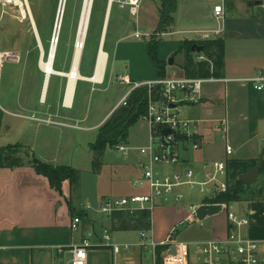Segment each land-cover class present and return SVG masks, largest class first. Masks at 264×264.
Instances as JSON below:
<instances>
[{"label": "crops", "instance_id": "0c3cea01", "mask_svg": "<svg viewBox=\"0 0 264 264\" xmlns=\"http://www.w3.org/2000/svg\"><path fill=\"white\" fill-rule=\"evenodd\" d=\"M156 1L142 0L138 14L133 16L139 18L140 24L149 25L146 35L155 33L159 23V6ZM205 1L206 12L202 21L203 24H198L197 27L193 28L194 31H175L180 26L178 19L179 2L178 10L174 15L175 23L170 30L172 33H191L193 38L185 39L189 41H198L195 35L198 32H208L212 34V39L222 38L225 41V65L222 78H214L215 81L203 85L200 101L181 105L183 106V116L186 119L201 123L196 137L199 149L195 150L191 144H186L181 155L185 164L193 166L200 172L207 165L215 162H224L227 165L231 161H240L253 163L255 164L253 167H256L259 161L263 159V168L258 182L251 186V190L257 192L259 196L228 205L234 212L252 220V225L245 229V234L260 243L261 259L264 262V90H257L253 81L256 78L264 77V0ZM258 1H261V4L255 5V2ZM218 5L224 7L225 13L222 20H218L214 13V8ZM119 8L121 7L119 6ZM119 11L127 13V10ZM128 14H130L129 8ZM130 16L132 15L130 14ZM137 32L141 33L136 28L135 33ZM217 32L219 34H215ZM160 45L159 59L167 63L166 71L168 73L171 65L167 62L166 56L160 52ZM104 51L108 54L109 59L103 82L99 84L91 81H80L93 86L105 85L109 76L108 68L112 50L107 51L106 44ZM97 56L95 54L93 58L92 75H84L81 72L85 78H91L94 75ZM174 57L173 65H175L177 54ZM184 62L185 57L182 66ZM145 65L147 70L144 72H138L140 71L138 70L119 77H125L131 83L138 84L158 79L159 71L149 56L145 60ZM182 66L181 79L186 78ZM65 98V94L60 95L59 92L58 97L50 99L47 91L46 99L42 100L41 91L32 96L24 95L14 110L1 109L4 113L7 112L15 118L36 122L35 125L32 123L28 125L34 133L32 140L24 143L25 134L20 132L21 138L16 144L29 148L33 157H38L37 159L42 162L54 166H60L56 155L53 159H47L39 152L38 140L42 130L44 128L46 130L59 128L60 130L69 127L74 129L76 127L67 122H86L88 120V115L74 117L65 113L64 110L73 109L75 95L70 107L65 106ZM123 98L114 108H111L109 117L104 118L91 129H98L99 131L113 113L121 108L119 105ZM27 114H31V116H27ZM223 121L225 128L222 126ZM5 128L7 131L11 130L10 126H5ZM82 129L90 130L87 127ZM149 140L150 128L148 126V144ZM147 145L136 146L131 144L130 147L140 148ZM228 145L233 147V155L231 156L227 155ZM135 153H139V151L133 150L127 156L122 155L128 161L125 164L126 171L123 173L125 177H120L121 183L125 184L124 188L120 183V191L115 190L118 192L117 195L120 194L119 197L134 196L137 195L136 190H143L133 186L134 180L142 176L139 166L141 155L139 153L140 157L135 158ZM103 158L105 159V157ZM101 166L100 170L104 169V161ZM100 170L92 171L96 178L100 176ZM111 192L113 191L111 190ZM75 194L76 191L72 190L69 181H65L63 183V196H60L51 188L48 179L38 175L30 165L13 169L0 168V264H57L59 257L70 258L68 253L59 256L58 249L61 248L66 252L71 245L80 244L86 239L93 244V247L88 251V264H114L115 262L119 264H153L154 249L150 246L143 247L141 244V233L144 231L113 230L112 217L104 218L96 212L86 210L87 205L95 207L100 200L108 197L99 195L96 196L95 202H91L88 198H82L81 202H75ZM109 195L111 194L109 193ZM191 201H193V197H188L180 205L172 207L166 203H171V201L160 200L152 213V230L148 232L150 240L159 244L164 242L173 231H177V227L183 226L185 223L208 222L207 227L211 231L209 236L190 243L209 240L224 241L228 235L227 212L221 211L218 215L206 217L204 221H199L198 218L192 217L190 206L200 204L202 199L199 203H191ZM78 210L84 213L85 218L82 219L79 231L73 232L72 221ZM105 235L111 237L112 243L120 246L128 245L129 249L122 251L119 257H115L112 248L103 246Z\"/></svg>", "mask_w": 264, "mask_h": 264}, {"label": "rangeland", "instance_id": "374dc122", "mask_svg": "<svg viewBox=\"0 0 264 264\" xmlns=\"http://www.w3.org/2000/svg\"><path fill=\"white\" fill-rule=\"evenodd\" d=\"M29 1L38 28L39 39H41L47 55L54 44L61 0ZM118 1L115 0L113 3L114 6L112 8H114L112 16H110L108 28L107 51L112 50L111 62L108 68V79L105 85L94 86L80 81L77 85L73 109L64 110L65 113L73 115L74 117L88 115V120L86 122H67L77 129L69 127L61 128L60 130L59 128L46 130L44 128L38 140L39 152L45 158L53 159L56 155L58 158L57 162L60 166H70L80 172V179L74 199L75 202H81L82 198H88L91 202H95L96 196L99 195H105L108 198L122 197H119L120 194L117 195L116 193L118 192L115 190L120 191V177H125L123 173L126 171L125 164L128 159L125 160L115 149H108L104 156L105 159L103 158L101 162L103 165L104 161V169L100 170L101 165L96 169L100 170V176L96 178L94 173H92L95 170L93 167L94 154L90 150L89 145L95 142L98 136V129L91 128L100 123L104 118L109 117L111 108H114L119 100L129 93L132 85L135 84V82H132L131 85L121 84L118 77L120 75H129L138 70H140L138 72L147 70L145 65V60L148 59L146 47L152 37H156V34L154 32L150 33V37H148L146 34L148 33L149 25L140 24L138 17L130 16L127 7L123 9V11L127 10V13L120 12L119 10L122 9L119 8ZM108 2L109 0H94L90 27L82 55V57L84 56L82 69L84 75H92L94 69L93 58L95 54L97 56L99 51ZM156 2L160 8L161 0H157ZM83 5L84 0H68L65 12L66 16L59 36L61 42L58 43L59 50L57 49L58 54L55 61L59 71L69 72L70 62L73 61L77 47L76 42ZM205 8V0H181L180 13L178 14L180 26L175 31H194L195 29L193 28L197 27L198 24H203L202 21L206 12ZM136 28L141 32V38L134 37ZM158 38L161 39L160 52L166 56L168 63L177 54L175 65L169 66L167 78L181 79V66L185 55L180 56L177 51L180 43L185 39L193 38V35L189 32L172 33L171 31L162 36V38L161 36ZM37 40L29 21L20 22L13 13H7L2 16L0 11V52L18 51L21 55L20 64L6 62L3 65L0 80L1 109L14 110L15 106L24 98V95L32 96L34 93H40L43 90L45 75L39 69L41 49L38 47ZM202 57H204L202 54L195 53L196 59L199 60ZM95 62H97V57ZM67 81V78L61 79L54 76L48 87L49 98L55 99L58 97L59 92L60 95L65 94ZM181 109H183V106H181ZM1 115H4L2 121L3 128L0 131L1 148L18 143L21 138L20 132L25 134L23 137L24 143L32 140L34 133L28 125L31 123L35 125L36 122L15 118L7 112H0V117ZM27 116H31V114H27ZM5 126H10L11 130H8V132L6 128L4 129ZM86 127L90 130L82 129ZM147 135L148 125L142 119L129 129V137L122 144L126 146H131V144L136 146L147 145ZM15 152L23 157L25 163H29L33 156L30 149L25 146L16 148ZM135 154V158L140 157L139 153ZM121 184L123 185L122 188H124L125 184ZM145 192L144 189L136 190L137 194ZM166 201H170V199H166ZM200 201V197L195 195L191 203H199ZM166 203L172 207L180 205L171 204L172 202ZM102 223L104 222L102 221ZM207 223L191 222L177 227L176 240L181 242H196L204 239L211 233L209 227H207Z\"/></svg>", "mask_w": 264, "mask_h": 264}, {"label": "built area", "instance_id": "2783aa9c", "mask_svg": "<svg viewBox=\"0 0 264 264\" xmlns=\"http://www.w3.org/2000/svg\"><path fill=\"white\" fill-rule=\"evenodd\" d=\"M29 3V0H0V11L2 16L13 13L18 21H29L34 30L35 25L31 18ZM141 3L142 0L118 1L122 9L129 8L132 16L138 14ZM214 13L218 20H222L225 13L224 7L215 6ZM164 35L166 34H156V37L162 38ZM195 35L198 41L212 39V34L208 32H198ZM141 36L139 32L134 35L135 38H141ZM147 36L150 37V35ZM58 42L59 39L56 45ZM108 59L109 56L107 61ZM199 60H205V57ZM6 62L20 64V52H0V80L3 65ZM118 80L121 84L131 85L125 77H119ZM210 81L215 80L214 78H158L132 85L119 107L127 105V100L135 89L148 88V110L142 119L150 128L149 144L140 148L120 144L114 149L123 156H127L133 150L139 151L142 176L134 180L133 186L144 189L146 192L130 197L104 198L95 207L91 205L85 207L87 211L96 212L104 217H112L116 213L134 214L140 211H148L152 214L162 199H170L174 204H180L188 197L198 195L202 202L190 206L192 217L197 218L196 212L202 205H220L221 211L227 212L228 235L224 241L181 242L176 240V231H173L164 242L157 244L150 240L148 232H142V246H150L154 249L153 264H264L260 254V243L245 234V229L251 227L252 220L234 212L228 204L205 203L206 200L228 191L226 163H212L200 172L193 166L185 164L181 155L186 144H191L195 150L199 149L196 137L201 124L199 121L186 119L181 105L200 101L203 85ZM253 81L257 90H264V77ZM222 126L225 128L224 121ZM165 130H170V133L166 135ZM227 155H233V147L230 145L227 146ZM81 222L82 219L78 216L73 219L71 226L73 232L79 231ZM104 241L103 246L112 248L115 257H119L122 251L129 249L128 245L120 246L112 243L109 235L104 236ZM92 247L93 244L86 239L80 244L71 245L66 252L60 248L58 255L68 253L70 258L59 257L57 264H88V251ZM159 247H163L160 255L157 253ZM172 249H175V254L171 253Z\"/></svg>", "mask_w": 264, "mask_h": 264}, {"label": "trees", "instance_id": "16d2710c", "mask_svg": "<svg viewBox=\"0 0 264 264\" xmlns=\"http://www.w3.org/2000/svg\"><path fill=\"white\" fill-rule=\"evenodd\" d=\"M180 0H161L159 8V23L155 34H167L174 26L176 14ZM114 6V5H113ZM114 8V7H113ZM111 11V16L113 12ZM66 16V15H65ZM108 37V33H107ZM105 42V50L107 44ZM61 42V38L59 42ZM161 39L153 36L151 41L147 43V52L151 61L159 71L160 79L167 78V63L159 59L158 50ZM198 44L204 47L202 55L205 60L195 58L192 47ZM59 50V47H58ZM178 54L185 55V62L182 66L186 78L195 79H220L225 65V41L222 38L211 39L206 41H189L185 40L181 43ZM58 54V53H57ZM70 59V58H69ZM84 56L80 66L82 72ZM70 62V61H69ZM72 61L70 62L71 67ZM57 69V65L55 64ZM58 70V69H57ZM148 88L140 87L135 89L127 100V105L116 110L108 121L99 129L98 136L94 143L90 145V150L94 154V169H98L107 149L115 148L122 144L129 137V129L138 123L148 110ZM0 112H3L0 109ZM2 114V113H1ZM4 115L0 117V131ZM23 145L16 144L7 147H0V168H21L30 165L35 172L48 179L50 186L60 196H63V183L69 181L72 190L76 191L78 187L80 172L70 166H54L42 162L32 156L29 163H25L23 157L15 152L16 148ZM255 166L253 163H245L240 161H231L227 163V183L228 191L226 193L216 195L213 199L206 200L207 204H231L243 201L249 198H257V192L251 190V186H246L240 181V176L248 171L249 168ZM85 218L82 211H79L74 217ZM112 229L116 231H138L150 232L152 230V214L148 211L130 213H116L111 218ZM163 247L157 249L158 255L161 254Z\"/></svg>", "mask_w": 264, "mask_h": 264}, {"label": "bare ground", "instance_id": "6f19581e", "mask_svg": "<svg viewBox=\"0 0 264 264\" xmlns=\"http://www.w3.org/2000/svg\"><path fill=\"white\" fill-rule=\"evenodd\" d=\"M110 2H111V0H109V2H108V9H107L106 18L108 15ZM67 3H68V0L65 1L61 27L59 30V36L61 34L62 27H63ZM29 5H30V3H29ZM93 5H94V0H84L81 20H80V24H79L78 39L76 42L78 44V46L76 47V51H75V54L73 57V61H72L71 67H70V71L68 73L58 71L55 68V61L57 58L58 45H56L54 43L51 47L49 54L46 55L45 50H44L43 45H42V42H41V39H39L40 37H39L38 28H37L34 16H33L32 11H31V18L33 19V22L35 25V30H36L35 35H37L36 38L38 39V44H39V47L41 49V55H40V59H39V69L45 75L44 86H43V90H42V100L46 99L47 88L49 87V83H50L52 76H61V77L67 78V80H68L67 86H66V91H65V96H66L65 106H67V107H70L72 105L73 98H74V95H75V92L77 89L78 81H80V80L91 81V82L99 83V84L103 82V78H104L105 71H106L108 55L104 50H101V48H99V54L100 55H99V57L97 56V64H96L95 73L91 78H85L84 76H82L80 73V67H79L81 64V61H82L83 49L85 48V40H86L88 30L90 27V20H91ZM105 24H106V20H105V23L103 26L102 35L104 33ZM56 36H57V34H56ZM102 38H103V36H102Z\"/></svg>", "mask_w": 264, "mask_h": 264}, {"label": "water", "instance_id": "95a60500", "mask_svg": "<svg viewBox=\"0 0 264 264\" xmlns=\"http://www.w3.org/2000/svg\"><path fill=\"white\" fill-rule=\"evenodd\" d=\"M65 1L66 0H61V5H60V9H59V14L57 17V24H56V29H55V37H54V43L56 44L57 40L59 39V30L61 27V22H62V15L64 12V5H65ZM259 5L261 4V1L255 2V5ZM112 6H113V0H111L110 5H109V10H108V15L106 18V24H105V28H104V33H103V38L102 41L100 43V48L103 49L104 45H105V40H106V35H107V31H108V26H109V21H110V16H111V11H112ZM34 34H36V30L34 27ZM57 34V36H56ZM37 36V35H35ZM37 39V38H36ZM38 42V40H37ZM78 46V44H77ZM39 47V44H38ZM192 52L193 53H197V54H202L204 53V47L200 46L198 44H195L192 47ZM174 64V58H171L169 61V65H173ZM80 67V66H79ZM48 91V88H47ZM164 133L167 135L170 133V130H165ZM263 168V159H261L258 163V165L256 167L250 168L246 173L242 174L240 176V181L247 185V186H254L257 184L258 179H259V175L260 172ZM221 212V206L220 205H202L199 207V209L196 212V216L198 218L199 221H204V219L206 217H212L215 215H218ZM171 253L175 254V249L171 250Z\"/></svg>", "mask_w": 264, "mask_h": 264}]
</instances>
